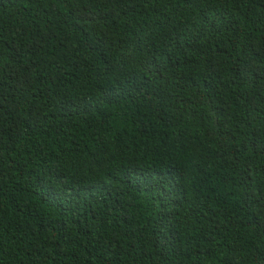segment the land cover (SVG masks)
Listing matches in <instances>:
<instances>
[{
	"label": "trees",
	"instance_id": "obj_1",
	"mask_svg": "<svg viewBox=\"0 0 264 264\" xmlns=\"http://www.w3.org/2000/svg\"><path fill=\"white\" fill-rule=\"evenodd\" d=\"M0 264H264V0H0Z\"/></svg>",
	"mask_w": 264,
	"mask_h": 264
}]
</instances>
